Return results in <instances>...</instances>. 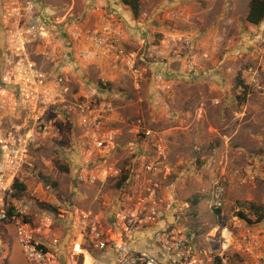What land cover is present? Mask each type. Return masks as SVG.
Here are the masks:
<instances>
[{"label": "rangeland", "instance_id": "374dc122", "mask_svg": "<svg viewBox=\"0 0 264 264\" xmlns=\"http://www.w3.org/2000/svg\"><path fill=\"white\" fill-rule=\"evenodd\" d=\"M35 1L53 14L56 23L72 17L89 27L93 23L87 12L90 3L118 8L126 47L139 50L151 64L148 68L153 73L139 91L131 89L127 77H112L108 72L116 109L113 127L122 145L111 153L109 164L124 170L130 163L135 136L129 125L142 119L164 147V163L170 171L165 184L171 185L177 204L189 205L180 216L182 224L208 231L217 225L232 226L235 218H242L250 228H264V220L256 222L249 210V205L264 210V22L259 26L246 22L250 0H140L137 18L120 0ZM3 20L0 0V73L7 63ZM60 28L29 45L26 56L47 71L66 74L73 86L96 82L101 70L105 71L99 66L103 63L78 60L74 44ZM176 35L188 36L192 45L167 47L164 38ZM186 63L194 69L188 71ZM249 70L256 74V83H248ZM155 71L164 75L168 92L154 84ZM226 110L233 116L228 127L234 130L229 134ZM54 121L46 141L31 150L32 168L20 175L24 191L18 195L14 191L13 196L29 204L31 221L41 234L56 235L62 244L68 233L67 212L94 208L100 200L113 201L120 181L77 185L74 172L79 163L88 161L80 132L69 122ZM211 126H221L228 139L217 136ZM150 150L151 146L146 152ZM216 183L226 195L219 214L208 209ZM91 257L97 264L107 262L96 253ZM23 262L12 226L0 223V264ZM84 264H92L88 255Z\"/></svg>", "mask_w": 264, "mask_h": 264}, {"label": "built area", "instance_id": "2783aa9c", "mask_svg": "<svg viewBox=\"0 0 264 264\" xmlns=\"http://www.w3.org/2000/svg\"><path fill=\"white\" fill-rule=\"evenodd\" d=\"M1 7L7 63L0 73V223L12 226L26 264H84L86 255L97 264L93 253L106 264H264L262 227L250 228L242 218H235L232 226L217 225L208 231L181 223L189 205L177 204L171 185L165 184L170 171L164 163V147L142 119L129 125L135 136L130 163L124 170L108 163L111 153L122 148L113 127L116 109L108 72L127 77L134 91L153 73L139 50L126 47L118 8L90 3L89 27L72 17L56 23L35 0H1ZM57 26L74 44L78 60L103 63L101 69L107 71L101 70L96 82L73 86L66 74L47 71L26 56L29 45L47 39ZM163 42L167 47H190L193 40L176 35ZM193 67L185 65L188 71ZM249 76L248 83H256L252 70ZM152 79L168 92L162 73L155 71ZM54 120L69 122L80 132L88 161L79 163L74 172L77 185L104 186L125 178L113 201L100 200L94 208L67 212L68 233L62 244L56 235L41 234L31 221L29 204L13 196L20 175L32 168L31 150L46 141ZM225 196L224 187L216 183L208 209L221 211Z\"/></svg>", "mask_w": 264, "mask_h": 264}, {"label": "trees", "instance_id": "16d2710c", "mask_svg": "<svg viewBox=\"0 0 264 264\" xmlns=\"http://www.w3.org/2000/svg\"><path fill=\"white\" fill-rule=\"evenodd\" d=\"M121 4L124 5L126 8H128L133 15L134 18H137L139 15V8H140V0H120ZM246 22L253 26H259L262 22H264V0H250L248 3V11L246 15ZM125 180L123 177L118 186L121 185V183ZM14 195H18V193H21L24 191L23 184L15 183L14 186ZM196 200H193V203H195ZM249 210L252 212V214L256 217V222H261L264 220V210L262 208L249 205ZM217 214L220 213L219 211H216ZM240 217H243L241 213H239Z\"/></svg>", "mask_w": 264, "mask_h": 264}, {"label": "crops", "instance_id": "0c3cea01", "mask_svg": "<svg viewBox=\"0 0 264 264\" xmlns=\"http://www.w3.org/2000/svg\"><path fill=\"white\" fill-rule=\"evenodd\" d=\"M128 41H129V43H130V38H128L127 39ZM100 67H102V65H99ZM226 113H227V115H226V120H225V123H226V129L228 128V130H227V132H228V134H229V132H232L234 129L233 128H230V126L228 127V123H230V121H231V119L233 118V116H232V113H231V111L229 112V111H227L226 110ZM232 123V122H231ZM229 129H230V131H229ZM211 130L214 132V133H216V135L217 136H219V137H223L224 136V138H226V139H228V137L227 136H225L224 135V132H223V130H222V127L221 126H211ZM16 245V244H15ZM20 253V252H19ZM21 254V253H20ZM22 256V255H21ZM23 258V257H22ZM19 261H22V260H20V259H18ZM23 261H24V259H23ZM25 263V261L23 262V264ZM26 264V263H25Z\"/></svg>", "mask_w": 264, "mask_h": 264}]
</instances>
